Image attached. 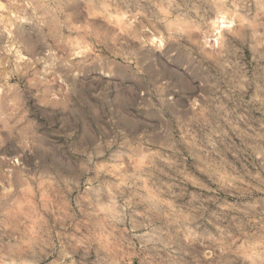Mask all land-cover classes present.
I'll list each match as a JSON object with an SVG mask.
<instances>
[{"label": "clouds", "instance_id": "obj_1", "mask_svg": "<svg viewBox=\"0 0 264 264\" xmlns=\"http://www.w3.org/2000/svg\"><path fill=\"white\" fill-rule=\"evenodd\" d=\"M70 3H0V149L15 141L19 150L11 157L0 153V264H78V256L81 264H158L149 239L157 222L175 225L177 240L201 235L196 231L199 217L193 214L198 208L180 206L186 187L213 194L240 191L237 182L243 181L232 154L206 128L215 115L213 100L227 101L226 85L237 65L232 57L241 44L252 59L264 55V0H135L123 5L121 0H82L81 22L67 11ZM29 17L43 35L41 54L31 53L15 36L16 25ZM97 20L105 30L93 26ZM149 48L194 53L214 71L218 68L220 81L208 87L219 95L210 96L201 81L183 107L171 111L165 99L169 82L157 77L140 96L147 98L141 105L145 110L166 113L158 128L130 134L120 127L74 150L82 159L73 175L42 172L39 159L33 161L37 170L30 172L23 158L43 150V133L18 78H25L40 107L67 109L75 93L66 75L79 77L94 64L102 73L105 66L111 71L124 64L144 76L138 53ZM57 65L63 72L44 79V69ZM253 179L264 185L259 173ZM249 188L264 192V187ZM220 207L234 214L230 226L207 221L206 239L213 247L204 252L205 264H264V198L243 207L231 202Z\"/></svg>", "mask_w": 264, "mask_h": 264}, {"label": "rangeland", "instance_id": "obj_2", "mask_svg": "<svg viewBox=\"0 0 264 264\" xmlns=\"http://www.w3.org/2000/svg\"><path fill=\"white\" fill-rule=\"evenodd\" d=\"M134 2L121 0L122 5ZM0 3L7 4L8 0H0ZM83 7L82 0H72L67 11L74 20L81 22L84 20ZM2 24L3 18L0 17V45L4 43ZM93 26L100 30L107 27L100 20L94 21ZM15 36L31 53L41 54L44 51L43 35L30 17L27 22L16 25ZM174 51L176 54L172 55ZM138 57L144 68V76L124 64L116 65L111 71L105 66L103 73L101 67L94 64L86 67L79 77L66 75V83L75 93L67 109L40 107L32 99L33 91L28 88L25 78H18L32 115L43 133L39 141L43 150L38 149L35 157L25 154L23 158L30 172L37 170L33 161L39 159V170L42 172L54 173L58 177L73 175L76 162L82 159L74 150L90 146L100 137L107 138L115 134L120 127L126 128L130 134L139 128L149 131L158 128L164 123L162 116L166 113H158L150 108L145 110L141 105L147 104V98L140 96V91L150 87L157 77L169 82L165 99L171 111L182 108L185 97L201 81L210 96L219 95L215 89L208 87L210 83L220 81L219 69L214 71L210 63L194 53L174 48L158 53L149 48L139 52ZM232 58L237 61V65L226 85L227 101L223 98L213 100L211 109L215 115L210 118L206 131L225 152L232 154L230 158L234 160L243 183L237 182L239 192L228 189L217 194L186 187L179 197L180 206L198 208L193 214L199 217L200 227L196 231L201 235L188 242L177 240L175 225L166 221L157 222L149 239L150 247H154L160 257L158 264H205L204 252L213 247V243L206 239L209 229L207 221L211 220L213 225L230 226V216L234 214L222 211L220 205L231 202L243 207L246 203L264 198V192L249 188V185L264 187L253 179L257 173L264 177V55L252 59L247 47L241 44L240 50ZM41 68L42 65L38 66V70ZM58 72H63L59 65L44 69L41 75L48 79ZM56 87L62 88L64 85ZM53 90L54 87L48 89L49 92ZM168 96H171L170 100ZM217 104L221 107L217 108ZM18 151L15 141H9L4 149H0V153L9 157ZM257 154L261 159L256 158ZM193 194L201 198L199 203L190 201ZM192 227L195 228V225ZM170 243L173 248L166 247ZM77 261L81 264L82 257L78 256Z\"/></svg>", "mask_w": 264, "mask_h": 264}]
</instances>
